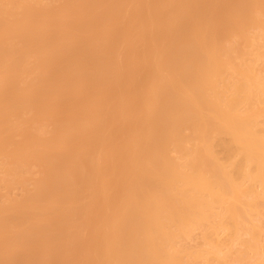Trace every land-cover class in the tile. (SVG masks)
I'll use <instances>...</instances> for the list:
<instances>
[{
  "label": "bare ground",
  "instance_id": "bare-ground-1",
  "mask_svg": "<svg viewBox=\"0 0 264 264\" xmlns=\"http://www.w3.org/2000/svg\"><path fill=\"white\" fill-rule=\"evenodd\" d=\"M53 3L0 0V264H264V0Z\"/></svg>",
  "mask_w": 264,
  "mask_h": 264
},
{
  "label": "rangeland",
  "instance_id": "rangeland-1",
  "mask_svg": "<svg viewBox=\"0 0 264 264\" xmlns=\"http://www.w3.org/2000/svg\"><path fill=\"white\" fill-rule=\"evenodd\" d=\"M53 5V7L55 8V10H54V12H56L57 11V9L56 8H58L59 7V9H60V7L62 6V4H61V0H54V3L52 4ZM52 24H53V22H51V23H46L45 25H41V31L44 33V40L46 41V42H49L50 40H54V38H52L53 36H55V33H54V30L52 29ZM51 35H52V37H51ZM50 36V37H49ZM49 37V38H48ZM47 38V39H46ZM44 41V42H45ZM47 44V43H46ZM47 46V45H46ZM41 57L47 62V61H50V58H51V56H49L48 55V53H45V52H43L42 54H41ZM96 59H102L104 56H103V54L102 53H97L96 54ZM24 118H26V119H29V120H31L32 119V116L31 115H26V116H24ZM37 176V169L36 168H31V171H30V174H28V176H27V182H26V186H27V190L28 191H31L32 190V188H33V186H32V183H33V181H34V179H35V177ZM10 195L12 196V197H18V196H20L21 195V191L19 190V189H17L16 187L15 188H13L12 189V191L10 192ZM198 242L199 241H195V240H193V241H191V242H189V245H196V244H198ZM82 259H83V256H80V260H78V261H82Z\"/></svg>",
  "mask_w": 264,
  "mask_h": 264
}]
</instances>
